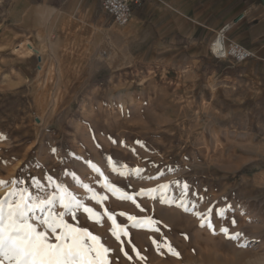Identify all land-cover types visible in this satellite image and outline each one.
<instances>
[{
    "label": "rangeland",
    "instance_id": "obj_1",
    "mask_svg": "<svg viewBox=\"0 0 264 264\" xmlns=\"http://www.w3.org/2000/svg\"><path fill=\"white\" fill-rule=\"evenodd\" d=\"M8 9L0 6V180L18 173L43 179L47 172L83 197L63 173L69 169L91 184L100 177L84 161L95 163L122 191L93 185L107 199L87 200L97 215L90 220L81 211L77 220L112 250L111 264H264L263 127L253 128L244 110L217 108L218 93L210 98L204 89L206 82L215 86L214 77L195 79L193 87L182 73L136 61L116 23L91 37L68 30L58 40L52 27L29 28ZM30 42L39 53L28 51ZM109 156L118 162L115 170ZM137 167L144 177L165 174H120ZM174 181L189 189L172 184V203L147 195L135 202L120 198ZM11 187H0V197ZM185 196L192 202L188 211L178 206ZM227 206L226 219L210 211ZM128 216H151L156 224L132 227ZM113 220L129 233L122 239L131 260L111 234ZM221 227L241 235L228 239ZM153 240L163 245L160 251Z\"/></svg>",
    "mask_w": 264,
    "mask_h": 264
},
{
    "label": "crops",
    "instance_id": "obj_2",
    "mask_svg": "<svg viewBox=\"0 0 264 264\" xmlns=\"http://www.w3.org/2000/svg\"><path fill=\"white\" fill-rule=\"evenodd\" d=\"M128 1L132 12L119 37L136 61L182 73L194 80L193 87L195 79L214 77L215 86L206 82L204 89L210 98L218 93L217 108L244 110L251 115L250 125L263 127L264 134V6L255 0ZM5 4L29 28L52 27L58 40L68 30L91 37L115 24L101 0H0V6ZM223 27L226 39L247 47L253 56L241 64L214 59L209 43Z\"/></svg>",
    "mask_w": 264,
    "mask_h": 264
},
{
    "label": "snow or ice",
    "instance_id": "obj_3",
    "mask_svg": "<svg viewBox=\"0 0 264 264\" xmlns=\"http://www.w3.org/2000/svg\"><path fill=\"white\" fill-rule=\"evenodd\" d=\"M137 143L140 142L137 141ZM108 160L115 170L118 162L110 156ZM84 163L88 165L92 175L100 177L91 184L69 169H65L63 173L75 187L83 189L85 193L83 197L47 172L43 179L33 177L30 173L26 177L18 173L9 181L0 180V187L12 185L11 189L3 197H0V264H111L109 255L112 250L101 242L100 237L89 232L87 228L79 227L77 217L83 211L92 220L97 213L93 207L88 206L86 201L91 200L96 204H103L107 199L103 193L95 191L93 185H99L105 192L113 194L122 191V189L109 182L95 163L90 160L84 161ZM152 166L156 167V165ZM143 172L144 169L137 167L120 174L125 176L135 174L137 178L144 179H156L165 174L161 171L156 176L144 177L142 176ZM172 184L178 188L182 187L185 193L189 189L187 183L180 185L179 182L174 181L160 184L152 189H142L132 194L124 193L120 198L135 202L136 197L147 195L154 199H160L161 203H172L174 197L170 199L168 194V189ZM186 201L187 196L180 201L178 206L188 211L189 204L192 202ZM136 206L140 207L138 204ZM57 208L60 211L57 212ZM230 208L231 206H227L210 211L214 212L217 218L226 219ZM120 215L125 214L121 213ZM69 217L76 223H69ZM109 218H112L111 214H109ZM127 218L132 227L143 228L156 224L151 216L144 218L128 216ZM93 222L102 223L100 220ZM112 223L114 227L110 230L111 234L116 240L121 241L120 251L128 256V253L124 251L122 237L127 238L129 233L126 227L117 225L115 220ZM232 223L235 224V220ZM201 225L213 227L210 220H202ZM220 231L228 239H237L241 235V233L230 234L227 227H221ZM247 243L246 241L240 246H247ZM153 244L157 251H160L163 246L156 240H153ZM167 248L173 255H179L170 245ZM132 251L138 258L143 259L134 246ZM128 259L131 260L132 257L128 256Z\"/></svg>",
    "mask_w": 264,
    "mask_h": 264
},
{
    "label": "built area",
    "instance_id": "obj_4",
    "mask_svg": "<svg viewBox=\"0 0 264 264\" xmlns=\"http://www.w3.org/2000/svg\"><path fill=\"white\" fill-rule=\"evenodd\" d=\"M140 2L141 0H135ZM102 10L108 14L112 21L119 26H124L131 15V5L128 0H101ZM226 28L223 27L215 34L209 43V50L216 59H230L235 64H241L253 56L250 49L239 42L226 39Z\"/></svg>",
    "mask_w": 264,
    "mask_h": 264
},
{
    "label": "bare ground",
    "instance_id": "obj_5",
    "mask_svg": "<svg viewBox=\"0 0 264 264\" xmlns=\"http://www.w3.org/2000/svg\"><path fill=\"white\" fill-rule=\"evenodd\" d=\"M25 46H26V48L28 49V51L29 52H32V53H34V51H38L34 46H33V44H31V42L30 43H26L25 44ZM18 47H20V45H18ZM23 48V47H22ZM38 53H39V51H38ZM42 67H40V69H41ZM87 69V68H86ZM211 250V249H210Z\"/></svg>",
    "mask_w": 264,
    "mask_h": 264
},
{
    "label": "water",
    "instance_id": "obj_6",
    "mask_svg": "<svg viewBox=\"0 0 264 264\" xmlns=\"http://www.w3.org/2000/svg\"><path fill=\"white\" fill-rule=\"evenodd\" d=\"M255 1H257V2H259V3H261V4H263V6H264V0H255Z\"/></svg>",
    "mask_w": 264,
    "mask_h": 264
}]
</instances>
